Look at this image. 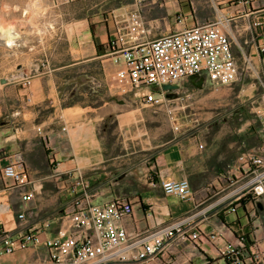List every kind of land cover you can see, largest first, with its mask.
<instances>
[{
  "label": "crops",
  "instance_id": "crops-1",
  "mask_svg": "<svg viewBox=\"0 0 264 264\" xmlns=\"http://www.w3.org/2000/svg\"><path fill=\"white\" fill-rule=\"evenodd\" d=\"M248 1L247 8L264 7V0ZM135 4L134 0L132 4H121L112 11L114 22L85 17L81 22L91 26L89 31L83 33L81 43L69 45L70 59L55 65L53 72L57 76L76 73L65 78V81L74 83L79 78L88 77L80 73L91 63L111 62L106 44L110 41L109 36L114 38L115 21L136 9ZM152 7L156 11L165 8L161 3ZM152 28L145 21L143 34L146 38ZM95 45H101V50ZM48 74L43 72L32 77L27 88L15 89L12 94L0 92V123L7 116L12 120L0 126V199L7 203L4 212L0 209V228L31 231L40 229L49 221L52 226L42 234V241L57 236L62 228V215L69 209V196L62 189L69 177L63 174H78V170L85 176L92 174L87 180L96 192L95 203L121 200L130 204L131 216L122 222L129 232H141L203 211L196 220L203 234L201 240L168 247L161 256L164 264H228L220 254L225 242L243 244L247 264H264V201L260 210L250 198L226 197L229 180L239 178L241 174L236 165L233 167L236 172H229L235 163L234 144L224 146L218 141L178 140L151 147L154 152L146 162H137L129 154H110L103 142L97 117L80 118L75 123L66 121V114L86 115L91 107H80L78 103L69 107L58 104L56 85L60 80L50 79ZM206 83L204 80L202 88H198L191 79L187 80L175 91L174 103L203 91ZM12 96L20 102L18 106H11ZM45 109L49 110L43 113ZM97 114L100 119L106 115L103 110ZM242 146L243 151L248 149L244 142ZM19 160L34 181L29 190H35V198L28 207H23V192L11 190V183L1 176L5 166ZM113 174H120L118 181ZM185 179L191 185V200L166 196L160 187L162 181ZM21 212L28 219L24 226H20L17 220ZM210 233L220 234L221 239L208 242L204 236ZM2 247L0 243V264H49V251L43 244L13 254L1 252ZM256 251L259 252L257 258Z\"/></svg>",
  "mask_w": 264,
  "mask_h": 264
},
{
  "label": "built area",
  "instance_id": "built-area-1",
  "mask_svg": "<svg viewBox=\"0 0 264 264\" xmlns=\"http://www.w3.org/2000/svg\"><path fill=\"white\" fill-rule=\"evenodd\" d=\"M148 1L135 0L136 9L115 21L107 57L117 68V80L127 84L144 106L169 109L175 100L164 86L179 88L198 77L210 85L231 87L248 77L259 91L253 112L264 124V7L247 8L248 0H208L214 12L212 19L187 27L186 18L178 10L179 23L184 27L149 39L143 34V9ZM157 1L152 0L153 4ZM177 1L163 0L161 4L166 7ZM236 164L241 174L229 180L226 197L250 198L257 207L264 201V150L241 152ZM77 172L63 174L69 177L66 184L62 182L69 196V209L62 215L57 236L42 241V234L52 226L49 221L31 231L0 228L1 252L13 254L43 244L49 251V264H164L161 256L168 247L201 240L203 234L196 220L203 211L141 232H129L122 222L131 216L130 204L121 200L95 203L96 192L86 176ZM1 176L11 183V190L23 192V207H28L35 198V190H29L34 181L22 161L5 166ZM160 187L166 196L193 199L187 179L162 181ZM17 220L20 226L28 221L24 212L17 215ZM204 238L214 242L221 235L210 233ZM220 254L228 264H247L243 244L225 242Z\"/></svg>",
  "mask_w": 264,
  "mask_h": 264
},
{
  "label": "rangeland",
  "instance_id": "rangeland-1",
  "mask_svg": "<svg viewBox=\"0 0 264 264\" xmlns=\"http://www.w3.org/2000/svg\"><path fill=\"white\" fill-rule=\"evenodd\" d=\"M133 1L0 0V92L12 94L15 89L27 88L32 77L47 72L50 79L60 80L56 85L58 104L69 107L78 103L80 107H91L86 115L66 114V121L75 123L80 118L97 117L103 142L110 154H129L137 162H146L154 152L151 147L178 140L218 141L224 146L232 143L236 156L229 172L233 174L237 157L244 152L243 142L248 148L245 151L253 148L264 150V124L253 112V102L259 93L253 79L244 77L231 87L206 83L203 91L191 98L184 97L166 109L144 106L127 84L117 80V68L111 62L91 63L80 73L89 78L84 76L74 83L65 81V78L76 73L57 76L53 72L55 65L70 59L69 45L81 43L83 33L89 31L91 26L81 22L85 17L106 20L105 23L114 22L112 11ZM207 1L178 0L168 4V10L165 7L156 11L152 0H149L143 10L145 21L153 27L148 38L157 39L181 30L184 24L179 23L178 10L186 18L187 27L196 21L203 23L212 19L214 12ZM162 2L158 0L156 4L159 6ZM10 36L14 37L11 46L6 44ZM93 42L96 44L94 39ZM95 47L101 50L102 46ZM10 99L11 106L19 105L13 96ZM102 110L106 115L100 119L95 113ZM8 121H12L9 116L1 120L0 126L9 124ZM112 176L118 181L120 174ZM6 204L0 199L1 210Z\"/></svg>",
  "mask_w": 264,
  "mask_h": 264
},
{
  "label": "water",
  "instance_id": "water-1",
  "mask_svg": "<svg viewBox=\"0 0 264 264\" xmlns=\"http://www.w3.org/2000/svg\"><path fill=\"white\" fill-rule=\"evenodd\" d=\"M191 81H192V83L194 84V86H196V87H198V88H202V86H203V84H204V78H200V79L198 80V77H192V78H191ZM2 83H4V82H2ZM163 89H164L165 91H169V92H171V95H170L169 97H171V98H177V95L175 94V91L178 89V87L167 85V86H164ZM258 208H259L260 210H262L263 205H262L261 203H259V204H258Z\"/></svg>",
  "mask_w": 264,
  "mask_h": 264
},
{
  "label": "bare ground",
  "instance_id": "bare-ground-1",
  "mask_svg": "<svg viewBox=\"0 0 264 264\" xmlns=\"http://www.w3.org/2000/svg\"><path fill=\"white\" fill-rule=\"evenodd\" d=\"M6 44L9 45V46L14 44V37L10 36L9 39L6 41ZM5 210H6V208H4V210L2 209V212H4Z\"/></svg>",
  "mask_w": 264,
  "mask_h": 264
},
{
  "label": "trees",
  "instance_id": "trees-1",
  "mask_svg": "<svg viewBox=\"0 0 264 264\" xmlns=\"http://www.w3.org/2000/svg\"><path fill=\"white\" fill-rule=\"evenodd\" d=\"M243 241V240H242ZM243 243H244V241H243Z\"/></svg>",
  "mask_w": 264,
  "mask_h": 264
}]
</instances>
